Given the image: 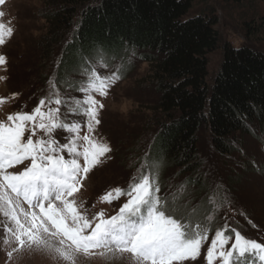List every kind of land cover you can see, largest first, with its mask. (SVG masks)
I'll use <instances>...</instances> for the list:
<instances>
[{
    "label": "snow or ice",
    "instance_id": "obj_1",
    "mask_svg": "<svg viewBox=\"0 0 264 264\" xmlns=\"http://www.w3.org/2000/svg\"><path fill=\"white\" fill-rule=\"evenodd\" d=\"M12 36L13 29L0 23V46ZM135 56V51L125 54L128 60ZM125 57L113 66L109 61L115 55L102 46L93 49L76 70L79 80L66 74L61 81L54 73L47 94L31 112L0 120V240L13 245L7 256L36 248L66 264H77L81 255L128 264H198L201 259L206 264H264V241L249 238L227 219L212 227L219 212L232 205L220 185L209 192L207 211L198 217L186 200L191 181L171 196L160 195L162 165L150 152L126 187L100 197L107 204L125 198L116 214H89L77 201L83 180L112 151L98 131L104 104L96 97L106 98L122 79ZM6 62L0 55V66ZM6 79L0 76V81ZM17 165L24 167L10 171Z\"/></svg>",
    "mask_w": 264,
    "mask_h": 264
},
{
    "label": "rangeland",
    "instance_id": "obj_2",
    "mask_svg": "<svg viewBox=\"0 0 264 264\" xmlns=\"http://www.w3.org/2000/svg\"><path fill=\"white\" fill-rule=\"evenodd\" d=\"M48 1L3 0L0 3V13L3 14L0 15V23L13 29V36L0 46V55L5 56L7 61L0 66V76L7 77L0 81V98L5 100L0 105V120L15 112H31L39 99L47 94L48 81L53 77L62 49L61 45L53 51L50 60L44 62L37 46L48 31L44 15L50 12L49 8H54L47 4ZM99 1L84 0L80 8L84 9ZM204 5H208L217 16L216 29L221 45L225 42L234 47L245 45L264 51V2L232 4L222 0H204L195 4L193 10H199ZM69 38L70 35L65 42ZM221 58L220 48L208 55L209 84L219 69ZM72 62L76 63L74 59ZM102 72L106 73L107 70ZM14 93L19 95L14 97ZM96 98L104 104L98 131L110 144L112 151L107 154L109 158H102L103 163L88 173L75 198L83 203L89 214L104 210L106 215H114L125 198L107 204L101 202L100 197L110 189L127 186L141 158L150 151L162 116L157 110L158 93L150 77L149 65L138 54L124 64L122 79L111 87L109 95ZM85 131L86 128L81 134ZM233 139V153L223 157L214 151L208 127L199 129L197 152L202 162L201 181L205 192L200 194L194 188H189L186 200L190 201V208L197 207L200 213L199 208H207L209 192L220 185L232 205L219 212L212 227L223 224L227 219L230 226L261 242L264 241V123L249 126L248 133L235 134ZM23 167L17 165L10 171H19ZM159 180L162 196H171L184 183L183 177H179L175 169H163ZM213 235L209 234L208 243ZM2 236L3 230L0 229ZM12 246L4 245L0 240V264H66L54 258L53 253L36 248L17 251L9 258L7 252ZM207 246L205 244L202 252L206 251ZM77 264H128V261H110L98 255L86 258L81 255L77 258ZM198 264L206 262L201 259Z\"/></svg>",
    "mask_w": 264,
    "mask_h": 264
},
{
    "label": "trees",
    "instance_id": "obj_3",
    "mask_svg": "<svg viewBox=\"0 0 264 264\" xmlns=\"http://www.w3.org/2000/svg\"><path fill=\"white\" fill-rule=\"evenodd\" d=\"M203 1L100 0L81 9L84 0H49L54 8L44 15L48 31L37 44L44 62L62 45L54 71L61 81L66 74L79 80L76 70L95 48L102 46L115 55L112 65L135 51L149 65L162 116L149 152L161 161L160 174L175 169L200 194L205 191L197 152L199 129L208 127L214 151L226 157L233 153L235 134L264 123V51L221 45L214 11L208 5L193 10ZM255 1L264 2L222 0ZM219 48L220 66L209 84L208 55ZM123 63H128L126 57ZM199 209L198 217L207 211Z\"/></svg>",
    "mask_w": 264,
    "mask_h": 264
}]
</instances>
